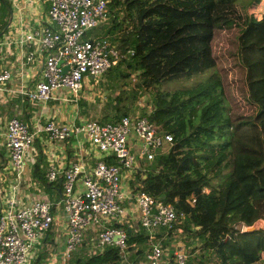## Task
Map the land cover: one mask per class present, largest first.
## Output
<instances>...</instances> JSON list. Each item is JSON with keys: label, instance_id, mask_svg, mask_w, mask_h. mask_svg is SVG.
Instances as JSON below:
<instances>
[{"label": "trees", "instance_id": "obj_1", "mask_svg": "<svg viewBox=\"0 0 264 264\" xmlns=\"http://www.w3.org/2000/svg\"><path fill=\"white\" fill-rule=\"evenodd\" d=\"M237 1L107 0L111 24L104 29L105 34L120 32L115 38L118 43L122 36L127 38V46L132 48L130 56L138 60L130 85L151 92L149 109L143 114L157 131L171 135L166 152L154 155L146 161L148 164L142 159L131 172L128 188L131 192L143 190L183 214L166 229L163 245L172 247V233L178 228L180 236L195 238L197 247L203 248L214 264H253L264 252V227L245 228L264 218V136L260 138V151L247 148L245 145L251 144L248 141L233 144L236 134L253 124L258 101L264 98V74L247 78L240 58L242 49L264 57V5L257 15L241 17ZM260 1L248 0L253 5ZM0 2L9 13L10 2ZM224 35L228 47L223 49L222 57L239 68V76L228 80L214 70L189 86L160 88L165 82L216 66L219 58L213 41ZM223 83L229 94L234 91L239 100L238 92L253 111H230ZM40 163L43 161L38 157L32 164V180L56 200L61 180H45ZM48 232L50 235L51 230ZM144 240L143 233L129 227L125 249L136 255ZM182 241L189 244L187 237ZM51 248L45 246L37 260ZM133 253L129 257L136 263ZM199 255L206 259L204 252ZM68 261L119 264L121 257L112 245L92 255L73 253Z\"/></svg>", "mask_w": 264, "mask_h": 264}, {"label": "built area", "instance_id": "obj_2", "mask_svg": "<svg viewBox=\"0 0 264 264\" xmlns=\"http://www.w3.org/2000/svg\"><path fill=\"white\" fill-rule=\"evenodd\" d=\"M44 1L47 6L40 25L29 27L17 22L15 28L9 27L2 35L0 103L13 98L29 104L39 102L43 108L48 100L74 103L83 81L109 69L120 55L106 37L86 35L105 21L107 0ZM35 2L28 0V4ZM9 46L13 48L11 58L5 49ZM36 65L37 72L32 70ZM0 126V144L6 158L0 181L5 176L9 179L7 186L0 188V264L31 263L53 224L57 207L65 216L60 264H67L71 253L84 241L86 230L94 232L86 254L113 245L120 253V263H132L125 251L127 229L133 227L129 217L136 220L134 230L143 233L147 245L143 249V243H139L140 251L134 256L138 264L185 263L187 251L183 244L174 238V246L162 244L166 229L183 214L149 193L131 192L123 184L138 168L139 159L149 161L158 149H167L171 144V135L157 131L146 114L104 122L80 118L71 123L49 115L42 127L34 129L18 116L0 115ZM40 129L50 142H63L75 135L101 153L88 169L80 157L64 167L47 163L45 180H61L56 200L40 190L26 172L36 159L33 142Z\"/></svg>", "mask_w": 264, "mask_h": 264}, {"label": "crops", "instance_id": "obj_3", "mask_svg": "<svg viewBox=\"0 0 264 264\" xmlns=\"http://www.w3.org/2000/svg\"><path fill=\"white\" fill-rule=\"evenodd\" d=\"M10 2V12L4 8L2 3L0 2V25L5 22L2 29L0 30V40L3 38L2 35L7 31L9 27L15 28L17 22H22L29 27H36L40 25L44 21V12L47 6V2L44 0H36L35 3H29L28 0H8ZM28 29V27L26 28ZM126 35H128L127 31H125ZM102 33H95L94 36H103V37H112L108 41L120 52V57L117 60L115 65H119L124 62L127 58L128 61H136L138 62L137 57L134 56H126L123 55L125 51H131L132 48L127 46L128 40L122 36L120 43H118L116 36L120 34V32L109 33L105 35H101ZM9 53L7 57L11 58L13 56V48L9 46L5 48ZM130 52V53H131ZM3 65V60H0V67ZM37 67V68H36ZM32 70L38 71V66H33ZM108 72L101 73L98 78L95 76L91 77V82H84L81 85L79 97H83L84 99L80 100V98L74 103H63L65 107L62 109H58L56 107V100H48L44 105L45 107H41V104L37 102L36 104L26 103L22 99L13 98L8 99L6 101H2L0 103V111L3 113H7L6 116H18L22 120L25 121L29 129H34V127H42L44 123L45 116L53 115L60 122H75L80 118H91L98 119L102 122L107 120L117 119L121 116H135L140 113L137 112H127L129 108L125 106L121 98L119 91L116 94H113L112 98L110 96H104L102 98V93L108 90V85L102 80L107 77ZM129 73V72H128ZM116 73H114L115 75ZM126 74V73H125ZM103 76V78H102ZM131 86L133 91L140 90L139 88H134ZM101 95V97H99ZM151 101V95H150ZM61 106V105H60ZM89 108L91 110H89ZM91 111V113H90ZM119 112V113H118ZM142 114V113H141ZM5 116V115H3ZM37 119V121H36ZM2 126H0V132H2ZM1 142V135H0ZM34 148H36V159L40 157L43 163V171L45 172L47 168V163L51 162L60 167H64L68 165L70 162L75 161L79 157L81 158V162L85 169L92 167L93 163L101 158V153L99 151L94 150L91 146H89L86 142L77 139L75 135H70L63 142H50L46 139L44 130L40 129L37 132V135L34 139ZM134 146V143L132 144ZM3 147L0 144V171L2 169V165L5 163L6 158L3 152ZM167 149H158L154 155L158 156L163 152H166ZM38 156V157H37ZM141 160L137 162V166L139 163L141 164ZM34 162V163H35ZM32 165L28 166L27 173L31 176ZM43 172V176H44ZM60 180V179H59ZM2 181H0V184ZM126 188V182L123 183ZM65 216L63 214L62 209L60 208L58 212H55V219L53 224L49 228L51 230V234L49 232L44 235V239L46 242L39 245L38 253L36 258L29 264H60L59 254L63 248V239L64 236L62 234V229L65 225ZM133 228H137V223L134 218L128 219ZM94 232L92 230H86L84 242H82L77 249H83L86 252L85 248L87 244L93 239ZM51 245L52 248L45 252L46 255L37 260V257L40 253H43L45 246ZM86 254V253H85ZM192 254H196V251ZM72 255V254H71ZM130 255H127L129 257ZM133 259L129 258V262H132ZM130 264H135L132 262ZM253 264H264V252L260 254V258L257 262Z\"/></svg>", "mask_w": 264, "mask_h": 264}, {"label": "rangeland", "instance_id": "obj_4", "mask_svg": "<svg viewBox=\"0 0 264 264\" xmlns=\"http://www.w3.org/2000/svg\"><path fill=\"white\" fill-rule=\"evenodd\" d=\"M260 4L257 5H253V4H249L248 0H238L237 1V11H238V15L243 17L245 15L248 14H255L257 15L258 12H260L262 5H264V0L260 1ZM259 3V2H258ZM111 24V19H110V12L107 13L106 19L105 21L97 26L92 27L87 33L90 36H94L93 34L95 33H102L101 35H105L104 33V29L109 26ZM108 38V37H107ZM112 37L109 36V40ZM228 47V40L227 37L224 35L222 37H218L217 39H215L213 41V49L216 50L217 55H218V60L219 63L214 66L213 68L207 70L204 73H198L195 74L193 76H190L188 78H183V79H174L171 80L169 82H165L163 83L160 88L167 90V89H172V88H177L180 86H189L191 84H194L196 82H198L199 80L203 79L204 77H206L209 73H211L212 71L215 70V72H218L221 76L226 75V78L228 80H231L232 78H235L237 76H239L240 74V70L239 68L231 63H228L225 61V59L222 57V52L223 49H226ZM130 51H125L123 53V55L126 56H130ZM120 56H118V58L116 59V61L111 65V67L105 71L102 72V74L104 72H108L107 77L103 78L102 76V80L106 83V85H108V90L107 93L103 92L102 94H100L99 97L102 98L104 96H110L112 98L113 94H116L119 91V94L121 96V98L119 100H122L123 103L125 104L126 107H128L129 109L126 110L127 112H137V113H147L148 109H149V103H150V95L151 92L146 91L142 88H140V90L138 91H133L131 89L130 86V82H129V78L130 81L132 80V77H135L134 75L136 74L137 70L135 68L136 66V61H128V58L122 62L119 65H115L117 60L119 59ZM240 58L241 61L243 62V64L245 65V68L247 70V78H251V77H258L261 76L262 74H264V57L261 55H257L254 51L252 50H243L240 52ZM253 72L252 74L249 72ZM129 72V73H128ZM114 73H116L114 75ZM126 73V74H125ZM101 75V74H100ZM98 75V76H100ZM98 76H95L96 78H98ZM91 77L86 78L84 82H91ZM93 81V80H92ZM132 82V81H131ZM223 82V81H222ZM223 89L225 91L226 97L227 99H225L226 102V106L229 107L230 111H233L235 108H239V111H241L242 114L245 113H250L253 111V107L250 106L245 99H241L240 94L237 92L236 96H238L240 99L237 100V98L235 97V93L234 91L231 92V94L228 93L227 88L225 86V84L223 83ZM80 100L84 99L83 97H79ZM55 105L56 107H59L58 109H62L65 106L61 104V102L59 101H55ZM61 105V106H60ZM89 110H91L89 108ZM91 113V111H90ZM119 113V112H118ZM0 115H7V113H3L0 111ZM98 120V119H97ZM262 136H264V98L259 99L258 101V108H257V112L255 113L254 119H253V124L250 125V127H244L242 128L237 134H236V138L233 141V144H237L240 141H248L251 144H246L245 146L247 148L253 149V150H261V145H260V138H262ZM6 162V161H5ZM146 162V161H145ZM34 163V162H33ZM149 162H146V164H148ZM216 179H213L212 182H215ZM9 183V179L8 176H5L2 180V183L0 184V188H4L5 186H7V184ZM127 186V184H126ZM204 190H208V188H204ZM60 209V207L55 208V212H58ZM255 226L257 227H264V218L258 219L257 221H255ZM243 227H245L243 225ZM242 228V225H241ZM184 233V232H183ZM177 237H173L175 239V242H179L181 244H183V246L185 247L186 251H187V257L185 260L184 264H211L213 263L211 260H208L209 258V254H205V250L203 248H199L197 247L198 242L196 241V239H190L188 238V234H183V237H187V239H189V244L186 246L184 244V242L182 241L183 237L180 236V231L178 232L177 230L172 233L173 236ZM145 237V236H144ZM84 242V241H83ZM143 244V249H146L147 245L145 244V240L144 241H140ZM175 244V243H174ZM89 243L87 244V246L85 248H88ZM139 246V245H138ZM174 246V245H171ZM164 247H169L168 244L164 245ZM78 248V247H77ZM75 249L71 254L75 253V254H79L82 255L84 254V250L83 249ZM126 251V256L127 255H131L133 252L132 251ZM196 251V254H192L193 252ZM204 252V255L206 256L205 260L200 258L201 253ZM88 255V254H86ZM133 255H135V253H133ZM212 257V256H211ZM69 260V259H68ZM67 260V264H69V261ZM122 264V263H119ZM123 264H128V261H125ZM135 264H138V262H136ZM214 264V263H213Z\"/></svg>", "mask_w": 264, "mask_h": 264}, {"label": "water", "instance_id": "obj_5", "mask_svg": "<svg viewBox=\"0 0 264 264\" xmlns=\"http://www.w3.org/2000/svg\"><path fill=\"white\" fill-rule=\"evenodd\" d=\"M254 223H255V222H254ZM254 223L251 224V225H249V226H246L245 228H246V229H251V228L255 227V224H254ZM127 231H128V229H127Z\"/></svg>", "mask_w": 264, "mask_h": 264}]
</instances>
